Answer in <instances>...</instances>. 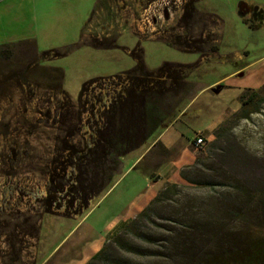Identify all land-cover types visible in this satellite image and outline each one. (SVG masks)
<instances>
[{
    "label": "rangeland",
    "instance_id": "rangeland-1",
    "mask_svg": "<svg viewBox=\"0 0 264 264\" xmlns=\"http://www.w3.org/2000/svg\"><path fill=\"white\" fill-rule=\"evenodd\" d=\"M183 2L0 0V264H85L120 223L134 218L166 184L189 186L186 193L205 197L210 188L190 184L182 170L193 180L216 183L213 190L223 200L218 216L224 222L237 206L229 194L233 188L252 196L263 188L264 72L258 70H264V24L250 22L239 11L243 2L264 7V0H200L197 12L208 14L214 24L211 41L217 46L214 53L204 46V57L162 39L184 34L176 21ZM193 28L197 40L205 29L202 23ZM137 44L149 71L163 62L193 70L167 94L174 114L166 126L127 155L109 188L88 196L84 205L68 195L73 149L90 144L92 118L88 106H78L77 95L91 78L131 69L135 60L129 52ZM47 51L59 55L42 58ZM248 64L253 66L243 76L232 75ZM217 85L221 88L214 94L211 88ZM96 86L84 97L102 94L107 102L112 88ZM247 89L258 90L262 101L241 107L239 96L245 100ZM197 135L204 138L200 148L193 144ZM197 159L207 168L214 164L212 171L202 169L205 175L198 176L188 170ZM52 174L54 185L64 176V191L52 200L62 214L44 212ZM79 208L77 215H64ZM175 208L161 217L179 219ZM239 236L246 250L237 257L257 242L263 245L264 264V231L248 226Z\"/></svg>",
    "mask_w": 264,
    "mask_h": 264
},
{
    "label": "trees",
    "instance_id": "trees-1",
    "mask_svg": "<svg viewBox=\"0 0 264 264\" xmlns=\"http://www.w3.org/2000/svg\"><path fill=\"white\" fill-rule=\"evenodd\" d=\"M199 1L184 0L179 7L177 27L182 28L184 34L162 39L179 51L204 57V46L209 47L211 53L217 51V46L212 43L215 38L214 24L208 20V14L197 12ZM196 23H202L205 29L197 40L192 35ZM203 33L207 35L205 38L201 37ZM58 55L47 51L41 57ZM129 55L135 60L131 69L111 77L91 78L82 83L77 95L78 106L83 110L88 106L86 111L92 118L87 128L90 144H84L81 149L72 148L73 184L68 195L81 199L84 205L88 196H99L109 188L127 155L144 146L166 126L174 114V106L167 103V94L182 85L193 70L191 65L163 62L155 71H149L143 63L138 44ZM93 85H98L96 87L103 91L108 86L112 88L107 102H104L102 94L98 97L92 95L91 100L89 96L84 97ZM246 91L245 100L244 94L239 96L241 107L262 101L258 98V90ZM211 167L207 168L197 159L186 168L202 176L205 175L202 169L212 171ZM180 175L190 184L210 188L208 194L195 198L186 193L191 189L189 186L166 184L134 218L120 223L85 264H262L263 245L260 243L255 242L244 256L237 255L246 250L245 243L239 241L242 240L239 236L242 231L248 226L264 231V186L254 196L246 190L233 188L229 194L234 195L237 206L225 214L228 219L224 222L225 218L218 216L220 211L223 213L220 207L223 200L220 199L221 193L213 190L216 183L193 180L183 170ZM53 176L50 178L52 186L48 189V198L45 199L48 203L44 205L47 214L55 210L61 213L59 205L53 207L52 200L55 195L63 193L61 182L64 176L57 178L58 185L53 184ZM171 208L176 209L177 215L181 212L179 219L161 217L163 211ZM80 211V208L74 209L64 215H77ZM262 217L263 220H260ZM159 219H164L166 224L158 222Z\"/></svg>",
    "mask_w": 264,
    "mask_h": 264
},
{
    "label": "crops",
    "instance_id": "crops-1",
    "mask_svg": "<svg viewBox=\"0 0 264 264\" xmlns=\"http://www.w3.org/2000/svg\"><path fill=\"white\" fill-rule=\"evenodd\" d=\"M242 3V2H241ZM243 5H244V9H245V7H249V8H251L253 11H257V12H260L261 13V15H262V23L261 24H264V7L263 6H261L260 4H255V3H253V4H249V3H245V2H243L242 3ZM256 16H258V14H256ZM257 23V22H256ZM258 24H260V23H258ZM253 66V65H252ZM252 66H250V64H248V65H246V66H243L242 68H240V69H238V70H236L235 72H233L232 73V75L233 76H243L244 75V73L247 71V69H249V68H252ZM262 72H264V70H258V73H262ZM216 82H218V83H220V82H223V81H216ZM215 82V83H216ZM224 83V82H223ZM264 83V82H263ZM165 134V133H164ZM163 134V135H164ZM163 135L161 134V135H159L158 136V139H162V137H163ZM164 141V140H163Z\"/></svg>",
    "mask_w": 264,
    "mask_h": 264
},
{
    "label": "flooded vegetation",
    "instance_id": "flooded-vegetation-1",
    "mask_svg": "<svg viewBox=\"0 0 264 264\" xmlns=\"http://www.w3.org/2000/svg\"><path fill=\"white\" fill-rule=\"evenodd\" d=\"M239 14H242L244 17H247L252 23H256V22L260 24L262 23L261 13L257 11L255 12L249 7H245L244 9L243 6L241 5ZM256 14H258V16H256Z\"/></svg>",
    "mask_w": 264,
    "mask_h": 264
},
{
    "label": "built area",
    "instance_id": "built-area-1",
    "mask_svg": "<svg viewBox=\"0 0 264 264\" xmlns=\"http://www.w3.org/2000/svg\"><path fill=\"white\" fill-rule=\"evenodd\" d=\"M193 144L195 147H198V148L202 147L204 144L203 136H201V135L195 136V138L193 139Z\"/></svg>",
    "mask_w": 264,
    "mask_h": 264
},
{
    "label": "water",
    "instance_id": "water-1",
    "mask_svg": "<svg viewBox=\"0 0 264 264\" xmlns=\"http://www.w3.org/2000/svg\"><path fill=\"white\" fill-rule=\"evenodd\" d=\"M221 85H217L215 88H211V92L214 94H218L220 91Z\"/></svg>",
    "mask_w": 264,
    "mask_h": 264
}]
</instances>
